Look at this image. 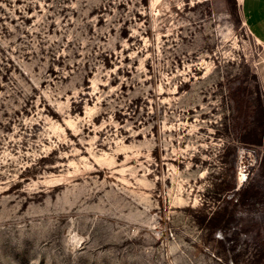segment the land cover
Masks as SVG:
<instances>
[{
  "label": "rangeland",
  "instance_id": "rangeland-1",
  "mask_svg": "<svg viewBox=\"0 0 264 264\" xmlns=\"http://www.w3.org/2000/svg\"><path fill=\"white\" fill-rule=\"evenodd\" d=\"M263 145L240 0H0V264H264Z\"/></svg>",
  "mask_w": 264,
  "mask_h": 264
},
{
  "label": "crops",
  "instance_id": "crops-1",
  "mask_svg": "<svg viewBox=\"0 0 264 264\" xmlns=\"http://www.w3.org/2000/svg\"><path fill=\"white\" fill-rule=\"evenodd\" d=\"M240 6L252 35L264 45V0H240Z\"/></svg>",
  "mask_w": 264,
  "mask_h": 264
},
{
  "label": "trees",
  "instance_id": "trees-1",
  "mask_svg": "<svg viewBox=\"0 0 264 264\" xmlns=\"http://www.w3.org/2000/svg\"><path fill=\"white\" fill-rule=\"evenodd\" d=\"M221 214H223V212H221V211H217L215 215H216V217H217V216H219V215H221Z\"/></svg>",
  "mask_w": 264,
  "mask_h": 264
},
{
  "label": "bare ground",
  "instance_id": "bare-ground-1",
  "mask_svg": "<svg viewBox=\"0 0 264 264\" xmlns=\"http://www.w3.org/2000/svg\"><path fill=\"white\" fill-rule=\"evenodd\" d=\"M245 166V165H244ZM247 168V167H246ZM244 170V169H243ZM244 175H245V173L244 172H242Z\"/></svg>",
  "mask_w": 264,
  "mask_h": 264
}]
</instances>
